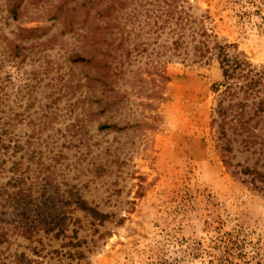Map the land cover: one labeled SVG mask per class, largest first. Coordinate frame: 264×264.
I'll list each match as a JSON object with an SVG mask.
<instances>
[{
    "label": "rangeland",
    "instance_id": "374dc122",
    "mask_svg": "<svg viewBox=\"0 0 264 264\" xmlns=\"http://www.w3.org/2000/svg\"><path fill=\"white\" fill-rule=\"evenodd\" d=\"M59 1L28 0L14 19L0 0V117L10 132L0 189L22 177L12 203L0 200V264H264V188L224 165L210 125L218 61L162 58L170 80L158 102L146 74L156 51H174L185 13L264 65V0H121L122 101L99 116L85 71L69 60L79 37L50 17ZM94 1H70L77 22L94 14ZM27 27L45 33L27 39ZM256 148L234 151V162L253 165ZM78 195L108 219L86 215Z\"/></svg>",
    "mask_w": 264,
    "mask_h": 264
},
{
    "label": "trees",
    "instance_id": "16d2710c",
    "mask_svg": "<svg viewBox=\"0 0 264 264\" xmlns=\"http://www.w3.org/2000/svg\"><path fill=\"white\" fill-rule=\"evenodd\" d=\"M27 1L8 0V10L14 19H18L24 13ZM70 1L72 0H60L55 5L56 8L50 11V17L61 20L62 34L72 32L78 35L80 42L77 45V50L70 53L69 60L75 65L82 66L85 74L81 76L80 80L84 78L85 82L81 84L96 96L93 103L89 104L91 115H103L110 105H118L122 101V94H120V90H116V85H118L117 78L124 71L121 68L122 64L119 66L115 64V61H118V49L124 44L122 41L116 43L117 35L119 33L123 35V27L116 29L118 22L114 16L122 1L96 0L90 2L92 5L97 4V8L94 14L88 13L80 22H77L73 15L77 5H71ZM86 3V1H81L79 6H86ZM169 8V12L173 13L170 5ZM195 20L190 14L185 13L183 16L180 14L176 22L178 35L172 42L174 51L169 53L158 50L155 52L151 69H146V74L152 84L149 96L155 102L162 99L165 85L170 80L162 58L179 56L184 61L205 64L214 60L218 61L222 79L212 84L215 98L210 122L215 134L216 145L220 150L224 165L233 175L243 177V182L252 184L259 182L261 185H257V187L264 188V168L261 169L264 167V132L258 131V125H264V65H254L243 52L235 49L233 43L221 39L218 34L209 31L204 25L199 27L193 24L196 22ZM41 28L27 27L23 28V31L26 32L27 39H33L45 33L35 34ZM186 29L191 30L192 33L186 35ZM190 36L191 38L188 40ZM19 50V45H16V54ZM139 80L148 81L143 76ZM99 90L101 92L97 95ZM85 97L88 96L85 95ZM85 97L83 100L86 99ZM89 101H92L91 97H89ZM0 119H2L0 120V171H6L5 164L10 158V146L7 143L9 140L7 136L10 133L7 128L9 122L4 117H0ZM106 127H108L106 124L99 126L101 130ZM255 146L258 148L252 152L258 153L259 157L253 165L247 164V161L234 162V151H247ZM248 159L249 157H246V160ZM21 182V175L9 176L4 187L2 186L0 189V200L12 203L13 191H10V188ZM17 192L21 194L23 188L19 186ZM5 196L6 199H3ZM75 203L79 209L85 211L86 215L98 222H104L109 217V214L101 212L95 206L88 205L81 195L77 196ZM67 218H63L53 228L56 229V238H59L61 234H66Z\"/></svg>",
    "mask_w": 264,
    "mask_h": 264
}]
</instances>
